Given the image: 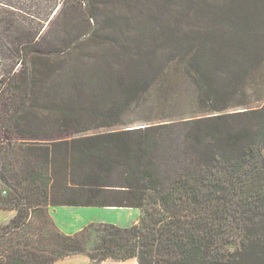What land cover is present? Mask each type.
<instances>
[{"label":"trees","instance_id":"obj_1","mask_svg":"<svg viewBox=\"0 0 264 264\" xmlns=\"http://www.w3.org/2000/svg\"><path fill=\"white\" fill-rule=\"evenodd\" d=\"M23 2L28 10L4 12L0 0V208L17 210L0 223V264L75 254L94 263L264 264V33L197 32L149 73L124 57L131 35L146 37L158 11L151 0ZM97 49L101 65L81 73ZM110 50L131 74L121 70L88 96ZM183 98L205 109L178 113ZM141 99L158 107L142 126L94 131L123 124ZM52 205L135 207L143 216L70 235Z\"/></svg>","mask_w":264,"mask_h":264},{"label":"rangeland","instance_id":"obj_2","mask_svg":"<svg viewBox=\"0 0 264 264\" xmlns=\"http://www.w3.org/2000/svg\"><path fill=\"white\" fill-rule=\"evenodd\" d=\"M3 1L4 8L2 9V11L4 12L19 11L21 9V5L25 7L23 0ZM151 4L153 5V7H155L154 10L158 9V11H154L153 14L149 15L150 24L149 28L145 30L146 37L139 36V34H137V31L135 35H131L130 41L132 42L134 49L130 47L131 53L129 54V56L124 57V65L134 66L135 64L140 63L143 68L149 73L153 72L154 65H156V63H170V54L175 50V48H185L196 42L190 40V35L194 34L195 36H197V32L209 33L213 35L216 34L218 38L228 35L229 32L234 36H237L239 34L241 35L244 34L246 30L250 33H264V0H151ZM44 5L45 4L43 3V6ZM25 9L28 10V8L26 7ZM48 10L46 9L42 12L43 18L49 17L50 11ZM124 12H127V10H125ZM52 18L53 15L50 16V21L52 20ZM144 19H146V16L142 15L139 21ZM135 21L136 20H134V22ZM29 22L30 20L24 21L25 24H29ZM32 23L34 25H37L36 21ZM48 24L49 22L47 23V25ZM154 24L155 26L158 25L160 28L157 26L158 28L155 29V26L153 27ZM136 26L138 27L137 23ZM133 29H136L134 25ZM173 30L176 31V33L181 34L183 36V39L178 41L177 39L174 40V38L170 37V31ZM154 48H157L158 57L157 59L153 60V58L151 57V51ZM224 48H226V46H224L223 49ZM149 50L151 51L147 53ZM225 50L226 49H224L223 51ZM146 53L147 56H145ZM230 53H232V50H230ZM108 54H110V56H108ZM112 54L113 52L112 50H110L106 55H104L106 58H104V56L101 58V60L104 62L101 71L102 80L98 81V83L96 81L97 84H93L95 85V87L89 86L87 88L88 96L92 95L94 88L101 87L103 84H107V81H109L110 84L111 79H113L114 81L117 76L121 74V70L126 71L127 74L130 72L131 74V71L121 66L122 59H118L114 56V54ZM101 55H103V52L100 49H97L95 52H93L92 56L94 58L91 59L93 63L91 61L90 65L86 66L88 67V70L85 69L81 73L93 72L94 68L92 69L91 66L93 67L97 64L101 65ZM2 67L3 65L0 66V77L3 73L4 67ZM134 69L135 68H133V70ZM190 103L191 99L183 98L179 101V104L176 107V111H178V113H191L192 111H200L202 110L201 108L205 109V107L201 104H193L192 106H189ZM136 104V106L138 107L133 106L126 113V115H123V124L117 125L112 128L100 127L95 129L94 131L103 132L106 130L109 131L113 129H121L123 127L125 128L142 126L141 124H144L145 120L152 116L151 110H155L154 115H156L158 111V107L150 108L148 103L142 99L140 103ZM235 109L236 108H230L228 112H231ZM183 116L185 115L178 116L177 118ZM2 133L3 131L0 130V136H2ZM169 143L171 145L174 144L171 142H167L166 147L168 146V149L166 148L165 152L172 149ZM51 218L53 220V216ZM53 222L55 223L54 220Z\"/></svg>","mask_w":264,"mask_h":264},{"label":"crops","instance_id":"obj_3","mask_svg":"<svg viewBox=\"0 0 264 264\" xmlns=\"http://www.w3.org/2000/svg\"><path fill=\"white\" fill-rule=\"evenodd\" d=\"M17 213L13 208H0V222L7 223ZM50 213L57 226L70 235L81 231L91 223H116L129 227L142 218V211L135 207H105V206H50ZM122 222V225H121ZM56 264H138L136 257L125 260L108 258L105 261L94 263L86 254H75L60 258Z\"/></svg>","mask_w":264,"mask_h":264},{"label":"water","instance_id":"obj_4","mask_svg":"<svg viewBox=\"0 0 264 264\" xmlns=\"http://www.w3.org/2000/svg\"><path fill=\"white\" fill-rule=\"evenodd\" d=\"M135 127H140V126H135Z\"/></svg>","mask_w":264,"mask_h":264}]
</instances>
